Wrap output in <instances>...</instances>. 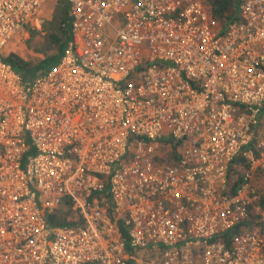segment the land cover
<instances>
[{
    "label": "built area",
    "instance_id": "1",
    "mask_svg": "<svg viewBox=\"0 0 264 264\" xmlns=\"http://www.w3.org/2000/svg\"><path fill=\"white\" fill-rule=\"evenodd\" d=\"M43 1L0 0V264H264V0L223 27L204 0H66L24 78L3 49ZM63 198L78 222L48 225Z\"/></svg>",
    "mask_w": 264,
    "mask_h": 264
},
{
    "label": "trees",
    "instance_id": "2",
    "mask_svg": "<svg viewBox=\"0 0 264 264\" xmlns=\"http://www.w3.org/2000/svg\"><path fill=\"white\" fill-rule=\"evenodd\" d=\"M238 0H204L208 7V11L210 15L214 18L215 22L218 23L220 27H223L229 20H231L236 13V2ZM62 18L58 23V26L53 28L51 32L52 41L55 43V46L50 45L48 47V52L46 56H40L39 58H24L17 52L9 50L3 54V59L7 61L11 67L17 71L22 77L29 78L39 71L45 69L50 64L55 62L59 57L62 48L65 45V40L68 38V3L65 0L63 9H62ZM61 30L62 37L57 35V30ZM61 37V40L59 38ZM29 150L27 152H31ZM166 152H169L167 150ZM169 156V155H168ZM236 160H244V156L242 154H238L233 159ZM259 199H257V204L260 205L261 208H264V194L259 195ZM46 222L48 225H56V224H67V223H76L78 222V216L73 212L70 208L69 201L65 198L61 200L58 206L54 207L52 210L44 213ZM259 213L254 211V208L251 207L248 210L247 218L243 221L244 225H252L255 224L256 221H259ZM118 225L120 228L121 235L125 240V248L128 249L127 245V230L122 225V222L118 220ZM236 229V228H235ZM236 231L228 232L225 231L222 236L225 238V242L228 241L229 236Z\"/></svg>",
    "mask_w": 264,
    "mask_h": 264
},
{
    "label": "rangeland",
    "instance_id": "3",
    "mask_svg": "<svg viewBox=\"0 0 264 264\" xmlns=\"http://www.w3.org/2000/svg\"><path fill=\"white\" fill-rule=\"evenodd\" d=\"M64 1L44 0L34 18L13 35L3 51L12 50L28 59L46 56L49 53L48 47L50 45L55 46L53 39H51V35H53L51 30L58 26L61 21ZM60 31V29L57 30V35L62 37ZM61 37L59 40H61ZM243 162L244 160H236L232 163V173L240 174L244 165ZM230 178H232V175ZM252 183L259 195L264 194V168H257L253 171ZM140 264L146 263L141 262Z\"/></svg>",
    "mask_w": 264,
    "mask_h": 264
},
{
    "label": "crops",
    "instance_id": "4",
    "mask_svg": "<svg viewBox=\"0 0 264 264\" xmlns=\"http://www.w3.org/2000/svg\"><path fill=\"white\" fill-rule=\"evenodd\" d=\"M237 3V2H236ZM68 13V12H67ZM68 38H69V15H68ZM67 38V39H68ZM67 39L65 40V42L67 41ZM5 49V48H4ZM5 52L3 51V54ZM263 129H264V105L261 108V110L259 111L258 114V122L257 124L254 126V134L258 135L263 133ZM235 162V161H234Z\"/></svg>",
    "mask_w": 264,
    "mask_h": 264
}]
</instances>
